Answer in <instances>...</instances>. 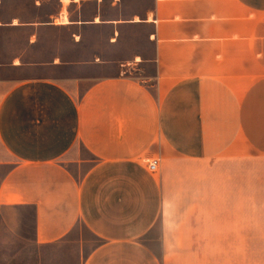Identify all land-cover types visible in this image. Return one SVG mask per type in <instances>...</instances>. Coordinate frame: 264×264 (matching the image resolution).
I'll list each match as a JSON object with an SVG mask.
<instances>
[{
    "label": "crops",
    "instance_id": "0c3cea01",
    "mask_svg": "<svg viewBox=\"0 0 264 264\" xmlns=\"http://www.w3.org/2000/svg\"><path fill=\"white\" fill-rule=\"evenodd\" d=\"M49 1L0 0V88L9 69L70 73L0 97V208L34 209L33 241L51 248L37 264H167L150 245L159 225L165 251L225 239L235 264H253L260 241L264 259V0ZM97 33L118 59L7 54ZM80 224L99 244L73 235Z\"/></svg>",
    "mask_w": 264,
    "mask_h": 264
},
{
    "label": "rangeland",
    "instance_id": "374dc122",
    "mask_svg": "<svg viewBox=\"0 0 264 264\" xmlns=\"http://www.w3.org/2000/svg\"><path fill=\"white\" fill-rule=\"evenodd\" d=\"M45 7L48 10H54L56 7V0H50ZM29 8L33 10L32 6H29ZM57 34L65 38L67 33L61 31ZM95 37L96 40H99L98 44H78L77 46L73 44H36L30 47L26 44H8L7 54L10 58L27 48L25 60H23L24 63H36L40 60H44L60 49L65 52V57H63L64 60L85 61L96 59L97 62H99L100 60L107 61L110 59H118L117 51L109 50L108 44H101V33H97ZM94 71L95 73L100 71L104 72L105 69H95ZM69 74V71L65 69L55 70L50 67L35 69L24 66L21 68L9 69L6 70V73L2 76L9 80L0 88V97L18 80L33 76L63 77ZM191 167L201 169L203 166L198 163L191 164ZM205 167L208 168L209 166L207 165L204 166V168ZM197 179V192L199 193L204 188H209L210 184H212V178H210V182H208V178L203 175L199 176ZM197 196L199 197L200 194ZM199 205L200 202H198V207ZM190 212L196 216L212 217L213 210L194 208L191 209ZM73 235L83 237L88 241V244L91 241L93 246L99 244V239L92 236L82 224L79 225ZM224 236L225 235H223V237ZM161 237L162 231L160 225L157 227L155 226L154 231L150 235V245L155 249L160 258L165 257L167 264H235V258L230 255L231 242L229 240H179L172 242V244L168 242V249L165 251V249L162 248ZM33 238L34 209L32 207L20 210L0 208V264H37L39 260L38 251L51 248L36 245ZM254 245L253 264H264L260 241H255ZM73 247L76 248L77 245ZM68 248H72V246H68ZM79 261V257L68 255L61 259L57 258L56 261L54 260L46 264H79ZM238 264H240V258H238Z\"/></svg>",
    "mask_w": 264,
    "mask_h": 264
},
{
    "label": "built area",
    "instance_id": "2783aa9c",
    "mask_svg": "<svg viewBox=\"0 0 264 264\" xmlns=\"http://www.w3.org/2000/svg\"><path fill=\"white\" fill-rule=\"evenodd\" d=\"M147 163L151 172H157L159 170V165H160L159 159H152L149 160Z\"/></svg>",
    "mask_w": 264,
    "mask_h": 264
},
{
    "label": "bare ground",
    "instance_id": "6f19581e",
    "mask_svg": "<svg viewBox=\"0 0 264 264\" xmlns=\"http://www.w3.org/2000/svg\"><path fill=\"white\" fill-rule=\"evenodd\" d=\"M64 20V19H63ZM66 20V19H65ZM137 60H140V58H138Z\"/></svg>",
    "mask_w": 264,
    "mask_h": 264
}]
</instances>
